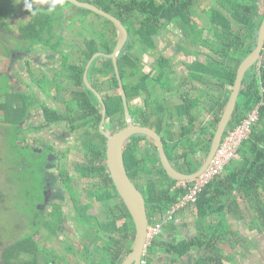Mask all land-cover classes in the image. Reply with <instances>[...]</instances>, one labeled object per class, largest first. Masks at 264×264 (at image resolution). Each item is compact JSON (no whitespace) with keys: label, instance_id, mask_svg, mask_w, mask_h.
I'll list each match as a JSON object with an SVG mask.
<instances>
[{"label":"trees","instance_id":"16d2710c","mask_svg":"<svg viewBox=\"0 0 264 264\" xmlns=\"http://www.w3.org/2000/svg\"><path fill=\"white\" fill-rule=\"evenodd\" d=\"M80 1L91 3L112 14L127 28L129 38L118 57L119 70L123 75L130 72V76L139 77L140 81L137 82V86L141 88L145 87L149 75H146L140 67L139 53L155 49V37L160 34L161 30L169 26L180 31L185 43L209 46L216 55L221 57L211 68L197 61L195 62L197 68L192 67L199 72L194 76L201 82L205 83L209 74L216 79V90L220 95L216 98L214 119L209 125L199 123L201 113L194 112L197 107L194 101L185 100L177 106L173 104L174 98L182 94L183 91L180 88L183 86L177 87L174 85L173 79H169L165 75L162 76V73L165 72L164 64L166 61L156 68L157 76H159L157 82L164 89L163 96L165 97L162 99L164 102L161 103L158 96L157 101H152V96L155 93L153 90L149 91L148 86L145 88L150 97L147 101L148 111H142L144 120L152 121V128L159 133H164L165 151L175 169L185 174L197 172L209 154L211 141L233 90L238 68L256 48L259 28L264 18V14L260 10V2H263L264 7V0H207L206 3H199V0ZM55 2L58 6L50 12L36 7L29 8L26 11L28 20L23 24L19 23L18 32L10 28L0 2V35L4 32L15 34L18 39L30 42L27 44L29 47L39 44L47 46V44L57 40L54 47H59L60 41L63 40L60 36L62 24L65 22L63 12L73 4L69 0H56ZM198 4L207 15L208 28H204L205 26L195 16ZM106 20L112 25V30L108 42L104 45L107 52L111 54L116 43L117 31L114 23ZM135 44L139 48H137V56L134 58L130 51ZM182 51L192 54L194 57L198 56V51L185 48H182ZM91 56L89 55V58ZM100 59L103 60V58ZM261 59L264 60V51ZM108 61L110 67L104 71L114 72L112 60ZM86 62L78 68V82H82L81 74L85 70ZM256 68L257 65L251 68L245 76L243 89L225 136L228 131L240 124L262 99L264 63L260 74H257ZM96 69L94 67L93 71ZM170 81L173 83L170 84ZM157 82L153 81V88ZM226 86L227 89H225ZM223 90L225 92L221 94ZM138 94L137 91L136 96ZM82 98V104L86 105V107L80 105L84 110L82 114L89 115L88 107L91 108L92 104L87 97L82 96ZM220 100L223 101L219 103ZM7 102L9 103L6 106L0 104L1 109H4L3 113H5L1 121L11 123V109L16 111L17 104L15 93L12 98H7ZM107 104L108 113L111 116L118 117L119 113L123 112L121 96L118 98L110 97ZM92 111L98 114L96 108ZM186 117L189 123L186 122ZM144 139L149 140L150 138L145 135L136 136L134 144H129L126 147L124 159L128 175L142 192L149 218L152 219L157 215L166 214L174 204L181 201L186 190L178 188V181L171 179L166 174L160 162L158 147L154 141L153 152L150 150L152 155L145 157V149L141 142ZM94 151L98 153L96 156L99 158L102 151L97 149ZM239 153L240 160H233L227 165L226 172H224L226 176L219 177L210 183L199 196L197 203L190 205V207L194 206L197 209L199 235L191 241L178 244H163L154 241L147 249V264H153L154 257L159 250L169 254L172 262L179 261L180 257L193 250L200 251L196 264L233 262L234 255L239 253L225 256L223 246L233 248L232 246L238 243V246L243 248L245 245L242 238L239 237V233L236 234L232 229L229 218H227L229 212L232 216L238 217L243 216L244 211L251 209V221L253 224H257L258 231L264 230V106L261 108L259 123L254 127L250 138L242 144ZM202 154L203 157H200ZM102 179L107 184V189L100 190L99 194H102V197L99 200L106 201L113 195L118 197L120 203L117 212L119 216L127 217V221H124L126 231L122 228V221L119 223V229L126 233V239L123 240L122 237H119L118 246L132 250L135 243L133 220L111 177L102 175ZM39 181L41 182L40 178ZM2 199L4 196L0 195V200ZM45 225L51 232H54L57 227V223L53 222H45ZM128 225H131V228ZM231 235L232 238L229 237ZM36 237L37 232H29L20 240L11 244H4L0 234V264H39L40 259L46 260L45 264H54V261L61 264L56 257L42 254V244L37 241Z\"/></svg>","mask_w":264,"mask_h":264},{"label":"flooded vegetation","instance_id":"af4514ba","mask_svg":"<svg viewBox=\"0 0 264 264\" xmlns=\"http://www.w3.org/2000/svg\"><path fill=\"white\" fill-rule=\"evenodd\" d=\"M199 3H206V0H199ZM262 7L263 2H260V10ZM199 10L207 17L198 4L196 12ZM196 17L202 22L201 15ZM68 25L70 27L72 24L69 22L62 24L60 36L63 39L65 37L63 31ZM74 35L83 36V33L78 31ZM110 35L111 32L105 36L109 38ZM14 37L16 40L12 42L23 43L21 46L25 50L17 52L9 48V53L13 55L8 57L9 63L6 66V74L14 77V79L18 78L16 81L17 88L14 90L17 94L16 118L22 131L26 132L23 145H27L26 147L36 153L40 160V172L37 176L41 179L39 182L42 190L33 203L36 204L35 208H38L34 218L42 217L45 220L44 222H37L38 219L36 220L40 228L36 231V239L42 244V246L40 245L43 248L42 254L56 257L61 264H122L133 250V248L128 250V248L118 246L119 237H122L123 240L126 239V233L123 230L120 231L119 223L122 221V228L126 231L124 221H127V217H121L117 212L120 203L118 197L113 195L106 201L99 200L102 197V194H99L100 190L107 189V184L103 181L102 175L111 177L107 165L109 137L128 125L122 94L125 93L127 98L131 122L136 126L153 129V122L144 120L142 115V111H148L147 101L150 97L145 88L148 86L149 91L153 90L155 94L152 96V101H157L158 93L164 92V89L157 82L159 76H157L156 68L166 61L164 64L165 72L162 73V76L165 75L169 79H173L174 85L177 87L183 86L180 88L183 91L182 94L174 98L173 104L177 106L185 100L194 101L197 105L194 112H204V115H201L198 120L199 123L209 125L214 119L216 98L220 95L216 90V79L209 74L205 83L201 82L195 78L194 74L199 72L193 68H197L196 61L211 68L221 57L216 55L209 46L185 43L182 37L178 45H174V47L168 48L165 45L168 48V55L166 56L156 57L154 49L144 52L154 56L157 62L152 73L144 71L140 62L142 71L149 75L145 87L141 88L137 86V82L140 81L139 77L130 76V72L123 75L120 70L118 72L116 70L114 72L104 71L110 67L108 60L112 59L106 57L109 53L105 43L100 48V43H96L98 40L88 39V37L78 39L76 37V41L75 39L72 40V43L66 41L63 46L60 44L59 47H54L57 40L52 41V44L49 43L47 46L39 44L29 47L27 44L30 42L20 40L17 36ZM108 38L106 42H108ZM117 39L118 36H116L115 46ZM0 41L7 46L8 43H11L9 40L0 39ZM78 41L80 43H77ZM90 42L92 43L90 44ZM94 43L99 45V48H95ZM190 44L194 48H191ZM64 46L67 48L64 49ZM137 48L139 47H136L135 44L130 51L134 58L137 56ZM182 48L198 51V56L194 57L192 54H187L182 51ZM97 54L103 55L96 58L90 66L87 72V82L85 80L86 68ZM89 55L92 56L89 58ZM96 61L97 64L95 65ZM85 62L87 64L83 74H81L82 82H78V68ZM179 64L183 65L182 69L180 67L184 71L182 75L176 69ZM93 66L97 68L96 71H93ZM23 81L28 86H25ZM153 81L157 82L154 84V88L151 86ZM42 82L49 85L47 91L43 89ZM54 84L56 86H53ZM88 84L100 94L106 108L105 114L102 103L88 87ZM51 90H54L55 96L58 97L57 104H55L56 100L52 101ZM137 91L139 94L136 96ZM224 92L225 90L221 94ZM34 94L37 96L40 105L34 106L31 102L28 104L23 99V97ZM82 96L87 97L92 104L91 108L88 107L89 115L82 114L84 112L80 106L83 101ZM119 96L122 98L123 112L119 113L118 117H113L108 113L107 102L110 97L118 98ZM159 100L161 103L164 102L160 98ZM222 101L220 100L219 103ZM84 106L86 107V105ZM94 108L98 110L99 115L92 111ZM186 121H188L187 117ZM34 123L38 124L35 125ZM153 130L160 135L165 146L164 133H159L156 129ZM70 132L74 137L70 136ZM138 135L127 140L123 148L124 153L129 144H134V139ZM141 142L145 149V157L152 155L153 144H155L153 140L144 139ZM95 149L102 151L99 158L96 156L98 153L94 151ZM200 157H203V154ZM106 204L108 210H105ZM45 214L47 215L46 218ZM31 218L33 215L29 214V219ZM84 221L88 225H85ZM45 222L57 223L55 231L51 232L45 226ZM128 226L131 228V225ZM46 232L48 236L45 235ZM40 239H43V242ZM45 243L49 245H45ZM123 256L125 257L122 258ZM45 262L46 260L40 259L39 264H45ZM54 264L57 263L54 261ZM141 264H147L146 254Z\"/></svg>","mask_w":264,"mask_h":264},{"label":"rangeland","instance_id":"374dc122","mask_svg":"<svg viewBox=\"0 0 264 264\" xmlns=\"http://www.w3.org/2000/svg\"><path fill=\"white\" fill-rule=\"evenodd\" d=\"M55 1L56 0H0L4 8V13L8 19L9 26L15 32L19 31V23L23 24L28 20L26 11L29 8L36 7L40 10L50 12L58 6ZM28 5H30V7H28ZM261 13L264 14V7L261 8ZM63 14L65 20L64 23L67 24L69 22L72 25L69 27V24L63 31V33H65V37L60 43L61 46H63L66 41L68 43H72L73 39L76 41V37H78V39L88 37V39L92 38V40L95 41L100 40V42H96L100 43V48L103 43H107L106 40L108 37L105 35L111 32L112 25L104 17L93 12H87L74 5L67 7ZM200 15L202 16V24L205 27H208L209 22L207 17L199 10L196 12L195 16ZM78 31L83 33V36L74 35V33ZM14 36L15 34L9 35L5 33L0 35L1 40L11 41V43H8V46L0 41V104L5 106L9 103L7 102V98H12L14 96V90L17 88L16 81L18 79H14V77L6 74V66L7 63H9L8 57L13 55L12 53H9V48L17 52L25 50L24 47L21 46L23 43L12 42L16 40ZM182 37L183 35H181L180 31L173 26H169L161 30L160 34L155 37L157 47L154 49V53L156 54V57L168 55V48L178 45V42ZM68 43L67 46H69ZM77 43L80 42L78 41ZM91 43L92 42H90V44ZM96 43L94 44L96 45ZM165 45H167L168 48L165 47ZM67 46H64L63 48L65 49ZM97 47L99 48V45H96L95 48ZM190 47L194 48L192 44H190ZM139 58L144 71L152 73L154 71L153 67L157 62L156 58L144 52L140 53ZM180 67L182 69L183 65H177L176 69L180 71L182 75L184 71L181 70ZM11 74H13V72H11ZM23 83L25 86H28L25 81H23ZM169 83L172 84L173 82L170 81ZM41 84L44 87L43 89L47 91L49 85L43 82ZM53 86H56V84ZM157 88L159 89V87ZM50 94L52 95V101L56 100L55 104H57L58 97L55 96L54 90H51ZM157 96L161 100L164 99L163 92H159ZM15 98H17L16 93ZM23 99L28 104L31 102L34 106L38 104L40 105L35 94L23 97ZM6 108L11 109L9 107ZM11 110L12 113L10 116L12 117V121L11 123H8L7 121H1L5 113H3L4 109H1L0 107V195L4 196V199L0 200V234L4 244H11L16 240H20L22 237L27 235L28 232L36 233V231L40 229L37 222L45 221L42 217L34 218L38 208H35L36 204L33 202L42 190L40 185L41 183L39 182V178L37 176L40 172V160L38 159L39 157L36 153H34L29 147H26L27 145H23L26 132L22 131L21 126H19L17 122L18 119L15 115L16 111H14V109ZM201 115L203 116L204 112H201ZM34 124L36 125L38 123ZM177 129H179V127H177ZM70 136L74 137L71 132ZM105 210H108L107 204ZM103 213L104 212H102V215H104ZM29 214H32L33 218L29 219ZM46 217L47 215L45 214V218ZM89 221H91V219H89ZM84 223L85 225H88L86 221H84ZM45 235L48 236L47 232ZM40 240L43 242V239ZM45 245L49 244L45 243ZM170 264H173V262L171 261ZM243 264L251 263L246 261Z\"/></svg>","mask_w":264,"mask_h":264},{"label":"water","instance_id":"95a60500","mask_svg":"<svg viewBox=\"0 0 264 264\" xmlns=\"http://www.w3.org/2000/svg\"><path fill=\"white\" fill-rule=\"evenodd\" d=\"M69 2L78 8L91 11L114 23L118 36L117 44L115 46L113 53L106 55V57L113 60V63L115 65V70L116 72H118L119 71L118 57L129 38V33L127 28L118 18H116L110 13H107L106 11L100 9L99 7L91 3L82 2L80 0H69ZM263 51H264V18L259 28L256 48L240 64L238 68L233 90L231 92L229 101L226 105V108L224 110L220 123L217 127V130L214 134V137L211 141L209 154L206 160L204 161L202 167L193 174H185L174 168V166L172 165L166 154L165 146L162 141V138L157 132H155L153 129L149 127L136 126L131 122V117L127 106V98L125 93L122 94L128 125L124 129L110 136L107 145V165L110 171L112 181L122 201L127 207L135 226V243L133 246V250L130 253V255L123 261L122 264H141V261L148 249L147 231L151 222L148 215L145 198L142 192L137 188V186L129 177L126 169L124 152H123L125 143L129 138L138 134L149 137L156 143L159 151L160 162L164 170L166 171V174L171 179L182 182H192L197 180L207 170L213 157L218 151L225 136L226 130L228 129V126L235 113L237 102L240 93L243 89L245 76L248 73V71L259 62ZM101 55L103 54L95 55V57L88 64L85 71L86 81H87V72L90 66L92 65L93 61ZM88 87L99 98L100 102L103 105V110H104L103 112L105 114L106 108L100 94L95 89H93L90 84H88ZM192 231L196 233L197 232L196 227H192Z\"/></svg>","mask_w":264,"mask_h":264},{"label":"crops","instance_id":"0c3cea01","mask_svg":"<svg viewBox=\"0 0 264 264\" xmlns=\"http://www.w3.org/2000/svg\"><path fill=\"white\" fill-rule=\"evenodd\" d=\"M225 176L226 173L223 174V177ZM242 214L243 216L234 217L230 212L227 213V218H229L232 229L236 234L239 233V237L242 238L245 247L242 248L241 246H238V243L235 244V246H232L233 248L224 245L225 256H227V254L239 253L234 255L235 258L233 262L224 263L243 264L244 262L249 261L251 264H263L264 230L258 231L257 224H253L251 221V209L249 211H244ZM165 216L166 214L157 215L151 219V223L158 221L164 222L161 233L155 239V242L163 244H178L180 242L191 241L199 235L200 229L197 218V209L194 206H189L187 209L180 211L171 221L164 220L163 217ZM192 227H196V233L192 231ZM229 237L232 238V235ZM199 255V250H193L185 254V256L180 257V260L173 262V264H196ZM170 262V255L161 250L157 251L153 260V264H170Z\"/></svg>","mask_w":264,"mask_h":264},{"label":"built area","instance_id":"2783aa9c","mask_svg":"<svg viewBox=\"0 0 264 264\" xmlns=\"http://www.w3.org/2000/svg\"><path fill=\"white\" fill-rule=\"evenodd\" d=\"M264 60L260 58L257 64V74H260ZM262 99L256 107L244 118L240 124L228 131L223 141L213 157L207 170L195 181H178L177 187L186 190L185 196L178 203L174 204L163 217L166 221L174 219L177 213L187 209L190 205L197 203L199 196L204 189L213 183L217 178L222 177L227 165L233 160L240 159L239 150L242 144L252 135L254 127L261 119V108L264 106V86L261 87ZM164 222L152 223L147 231V244L150 246L160 235Z\"/></svg>","mask_w":264,"mask_h":264},{"label":"clouds","instance_id":"9594fccd","mask_svg":"<svg viewBox=\"0 0 264 264\" xmlns=\"http://www.w3.org/2000/svg\"><path fill=\"white\" fill-rule=\"evenodd\" d=\"M28 7H30V5H28ZM257 64H258V63H257ZM257 64H256V65H257ZM150 224H152V223L150 222ZM148 247H149V246H148ZM146 253H147V252H146Z\"/></svg>","mask_w":264,"mask_h":264}]
</instances>
